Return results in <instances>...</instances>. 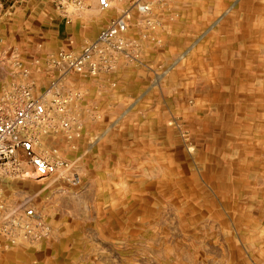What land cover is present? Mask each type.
Wrapping results in <instances>:
<instances>
[{"label":"rangeland","instance_id":"obj_1","mask_svg":"<svg viewBox=\"0 0 264 264\" xmlns=\"http://www.w3.org/2000/svg\"><path fill=\"white\" fill-rule=\"evenodd\" d=\"M132 1L102 11L97 0H0V102L26 92L44 100L55 127L37 151L66 164L42 180L16 173L29 169L25 160L0 173V212L32 208L46 233L29 241L16 231L11 245L0 236V264H264V0L201 10L195 24L187 5L213 0H148L147 16L132 11L146 47L169 25L222 39L239 23L235 71L223 72L218 56L206 86L187 80L192 46L161 58L128 56V46L113 70L93 76L52 67L59 51L80 54ZM249 26L256 39L243 42ZM123 60L141 79L125 85L126 99L104 78ZM54 95L66 99L62 114Z\"/></svg>","mask_w":264,"mask_h":264},{"label":"built area","instance_id":"obj_2","mask_svg":"<svg viewBox=\"0 0 264 264\" xmlns=\"http://www.w3.org/2000/svg\"><path fill=\"white\" fill-rule=\"evenodd\" d=\"M165 1L160 0L161 3ZM97 4L102 11L112 8L111 0H97ZM151 5L152 2L148 0H133L129 8L109 20L96 38L82 48L80 54L72 55L59 51L50 64L58 68L61 74L93 76L100 71L113 70L114 55L125 51L129 46L124 34L132 21V11L145 17L150 13ZM144 22L150 28L155 27L150 19H145ZM54 97L55 95L52 105L58 114H62L63 101L66 99ZM48 110L49 106L44 100L35 99L28 92L19 99L10 98L6 102H0V173L10 169L19 170L22 160H25L29 169L24 171V174L16 173L42 180L55 175L61 166H66L61 161H53L45 152L37 151L40 135H47L55 127ZM58 124L68 129V122L63 119ZM18 209L21 211L0 212V236L6 238L7 245L15 242L16 231L29 241L40 240L46 234L40 216L34 209L26 206Z\"/></svg>","mask_w":264,"mask_h":264},{"label":"crops","instance_id":"obj_3","mask_svg":"<svg viewBox=\"0 0 264 264\" xmlns=\"http://www.w3.org/2000/svg\"><path fill=\"white\" fill-rule=\"evenodd\" d=\"M251 3L246 1H233V0H213L211 2H199L196 7L192 6L191 4L187 5V8L191 9L188 13H186V20L188 23L192 21L193 24L195 22L200 23L202 18L205 15V12L201 10L206 9H212V8H228V7H238V8H249L252 7L250 5ZM194 8L199 9L198 11L193 10ZM239 23H233L232 28H228L227 35L224 36L222 39L217 37L218 35H214L212 38H205V36H200L198 38H193L192 33H190L191 28L194 25H188L185 26L189 28L190 30L187 31H176L169 29L170 25L167 27H164L162 32L155 33V35H150L149 38V45L146 47V45H143V30L139 29L136 30L133 34V28L134 25L132 24V21L130 23V26L126 33L124 34V37L126 38L127 42L129 43V47L127 48V55H137L139 52L141 54H145V51L153 52L155 51V55L159 58L164 57L168 52L170 51H177L179 49L185 48L188 50L191 46V52L194 53L193 56L191 55L192 61L191 64L194 63L193 67L190 66L187 67V70L185 72L187 73H194L192 75H187V80L189 83H200L202 86H206L205 84H209V82H206L205 78L203 77L204 74H207L209 72H216V66H217V59L218 56L222 57L223 60L220 62L223 64L222 71L225 72L226 70L230 73L231 71H235V67L231 64L235 61L234 58H239L241 55V44H242V37L240 36L241 27L238 26ZM249 24H251L249 22ZM136 26V25H135ZM196 26V25H195ZM133 27V28H132ZM131 28V29H130ZM230 29V32H229ZM254 26L252 28L249 26L247 36L244 37V41L246 40H255L256 39V32L254 31ZM245 33V32H244ZM154 41V42H153ZM190 52V51H189ZM210 57L211 63H214V69L210 68V63L205 62V58ZM212 58L214 60H212ZM230 58L233 61H230ZM214 61V62H213ZM217 61V62H216ZM231 62V63H230ZM238 65V64H237ZM225 66H228L225 68ZM232 66V70L231 67ZM130 64H127L126 60H123L120 65H118L115 70L112 72V74L104 75L106 77H109L106 81L110 82H116V85L121 87L119 93L120 96L124 99H126V94L124 95V92L122 89H125V85L129 84L130 81L137 82L138 80H141L139 76H137L136 70L132 68ZM137 69V68H135ZM190 69V70H189ZM138 70V69H137ZM129 73H135L136 75H128ZM97 79H101L102 76L98 75ZM199 78V80L197 79ZM96 79V78H95ZM96 79V80H97ZM111 79V80H110ZM197 79V80H196ZM229 83L233 82V80L228 79ZM213 83L216 82V80L210 81ZM215 85V84H214ZM208 86V85H207Z\"/></svg>","mask_w":264,"mask_h":264}]
</instances>
